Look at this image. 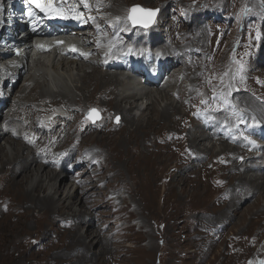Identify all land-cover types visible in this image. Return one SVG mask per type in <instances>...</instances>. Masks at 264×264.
Wrapping results in <instances>:
<instances>
[{
    "label": "bare ground",
    "instance_id": "obj_1",
    "mask_svg": "<svg viewBox=\"0 0 264 264\" xmlns=\"http://www.w3.org/2000/svg\"><path fill=\"white\" fill-rule=\"evenodd\" d=\"M135 1L139 0H103L104 6L112 8L111 14L118 17L112 24L106 26L107 20L93 9L87 16L88 28L73 30L68 37L59 38L56 40L59 45L47 47L48 52H40L42 45L23 40L15 42L6 56L12 64L2 75L6 81L0 82V118L4 115L3 104L12 101V92L24 75L27 90L24 97L13 103H16L11 109L13 114H5V122L0 126V137L6 136L12 149L9 155L5 147H0V264H57L52 258L69 264L71 261L64 256L68 243L75 245V251L80 254L78 262L85 263L88 257L97 254L92 246L99 245L107 236L99 232L94 223L97 214L84 211V206L88 205L86 197L94 190L108 188L115 197L109 201L113 209H124L119 215H128L123 230L140 222V231L149 246L145 253L150 264L160 254L169 256V264H183L185 256L189 258L185 264L193 263L195 258V264H264V161H258L264 152L249 153L246 149L263 148L264 144L256 142L261 138L264 122L257 126L243 125L248 143L231 146L223 139L236 135L227 126L232 124L228 112L215 117L209 108H201L205 125L200 118L201 124L190 127L186 110L179 107V104L186 107L180 99L196 92L197 81L206 85L221 83L228 87L231 97L245 92L255 95L256 98L246 99L264 118V107L259 106L260 96L257 95L264 93V81L258 77L247 79L245 75V52L249 48L238 40L233 51L219 54L222 44L214 48L219 57L212 65L213 73L201 78L198 73L189 76L185 73L192 70L194 64L189 55L183 51L169 55L165 50H153L164 29L158 30V35H151L149 45L146 40L141 42L144 33L140 29L120 25ZM189 1L198 10L189 11L188 16H197L198 23L202 22L205 18L199 14L204 6H196L197 0ZM238 1L248 2L207 0L221 9ZM79 4L87 8L86 3ZM76 12L77 8L72 16ZM104 25L105 31L100 29ZM201 28L198 26L195 38L200 36ZM60 31H67V27H60ZM109 32L111 35L106 37ZM128 33L130 39L134 34L133 42L122 37ZM191 50L186 52L189 54ZM48 54L50 59L45 63L43 60ZM127 54L140 64L152 59V66L158 61L162 70L154 71L153 78H163V72L168 73L173 64L174 70L182 72V77L174 80V75L169 78L165 75V83L162 79L155 85L147 81L139 90L132 77L123 72H110L119 61L128 60ZM96 56L103 57L100 60ZM185 57L189 65L183 62ZM211 57L213 59V53ZM190 65L191 68H186ZM241 65L242 71L239 70ZM138 72L135 69V73ZM173 80L178 89L169 91L168 85ZM142 96H148L144 111H150L144 120V111L140 119L133 115V110L138 111L136 102ZM92 109L101 112L100 122L92 124L87 119ZM58 117L62 118L61 123ZM29 119L36 121L24 126L16 123ZM116 119H119L117 124ZM42 127L49 133H42ZM218 127L224 128L227 135L216 133ZM83 129L86 131L82 132ZM33 131L41 134L29 140L26 136ZM63 134L65 137L60 141L58 137ZM213 140L222 146L218 152L205 144L201 147L202 143ZM28 145L34 149L30 150ZM48 153L60 154L58 163L72 161L68 164L71 167L83 162L87 170L84 175L80 172V183L73 192L54 183L58 171L65 174L64 179L72 177L58 169V164L57 168L56 164L52 168L54 159L47 158ZM90 166L94 168L93 173L89 172ZM249 171L255 174L248 176ZM79 202L83 206L74 210ZM84 222L88 224L87 230L80 233ZM115 240L106 250L103 246L100 249L99 255L104 261L101 264H119V259L127 254L124 249L119 250Z\"/></svg>",
    "mask_w": 264,
    "mask_h": 264
},
{
    "label": "rangeland",
    "instance_id": "obj_2",
    "mask_svg": "<svg viewBox=\"0 0 264 264\" xmlns=\"http://www.w3.org/2000/svg\"><path fill=\"white\" fill-rule=\"evenodd\" d=\"M189 2H190L189 0H165V1L164 0H160V1L159 0H139V1H135L130 4V6L128 7L127 15L125 16L124 20L120 21L119 23L120 25L123 24L127 28H129V26H132L133 30L140 29L141 32L144 33V35L141 38L142 43L145 40L149 43V41H151L150 37L153 33L155 35H158L157 34L158 30L164 29V32L160 33L161 38L159 39L158 46L154 45L153 50L155 52L156 51L163 52L165 50L166 53H168L169 55L173 52L176 53V52L183 51L185 55H189V60L194 61L193 65L191 63V65L193 66L192 68H191V65L186 66V68L188 69L191 68L192 70L186 72L185 74H188L190 76L192 73H198L200 75V77L198 78H201L203 75L213 73L212 65L215 64L216 59L219 57V54L226 53L228 52V50H231V49L233 51L234 50L233 46L236 41L238 40L244 41L246 43V46L249 48L245 52L247 55V70H245V75L247 79L258 77L264 81V0H261V3L257 2V0H248V2L238 1V3L230 2L231 4L226 5L227 7L226 9H221L220 6H215L212 3H208L207 0H197L194 3L196 4V6H202V7L204 6V9L200 11L201 13L199 15L203 16L205 19L199 23H198L197 16L195 18H190L188 16L189 11L198 10L195 7H193L192 4L190 5ZM103 3H104L103 0L101 1L100 0H92V1L90 0L87 3V5L92 10L95 9L96 11L95 14H97L99 17H102V19H104L105 21L107 20L105 24L107 26L109 24H112V21H114L118 17L113 16L111 14L112 8L104 6ZM133 6H141L143 9H147V10L148 9L158 10L159 14H158V17L155 23L149 28L134 27L130 19L131 8ZM206 10L210 14H207L205 12ZM207 15L208 17L206 18ZM163 20H166V21L163 22ZM156 23L157 25H155ZM105 25L103 27H100V29L102 30L103 28V30L105 31L106 29ZM198 26L202 27L201 30L199 31L201 39H200V36L195 38V33L198 30ZM113 28L116 29L117 26H114ZM92 30H93V27H91L89 31L92 32ZM215 31H216V34H214ZM261 33L263 34L261 35ZM129 35L130 33H128L127 35H123L122 37L124 38V40L133 42L135 40V37L133 38L134 34L130 36L131 39L128 38ZM118 39H120V36L118 37ZM196 39H199V41H196ZM193 41L195 42L193 43ZM141 42H140V45H142ZM101 44L104 45V43L102 42ZM222 44L223 46L221 47L220 53L219 54L216 53L214 48H220ZM162 46H163V49L161 50L160 48ZM101 47L103 46L101 45ZM133 48L136 51H138L136 46H134ZM189 49H193V50H191L188 54V52L186 51H188ZM211 53H213V59L212 57L210 58ZM102 57L103 56L99 58L98 56L97 58L101 60ZM43 61L46 63L45 59ZM183 62L186 65L190 64V61L186 62V57L183 59ZM89 66L91 65L89 64ZM175 67L176 66L174 64L171 65L170 71L166 75L168 78L171 75H174V80L179 79V78L181 79L182 72H177L176 70H174ZM74 72L77 73L76 70H74ZM26 78L27 77L24 75L23 79L20 81V84L13 90L12 101H9L7 105L3 104L4 105L3 106L4 115L0 118V126L1 124L2 125L4 124L6 115L13 114V112H11V109L13 105L16 104V103L15 104L13 103L18 101L20 97H24V94L27 90L26 81H25ZM165 79L166 78L163 77L161 82L165 83ZM174 80L171 82V84L169 83L168 85L167 89L169 91L178 89V86H176V84L174 83L175 82ZM135 81H134L136 83L135 87H138L137 89L142 90V88L140 89L139 86L143 85L144 83L139 81V79ZM63 83L67 85L66 82H63ZM197 84H198L196 87L197 90L191 97L185 96L182 98V100L180 99V102L185 104L186 107H181V105L179 104V107L183 111L186 110L187 112L186 122L189 124V126L190 127L195 126L197 123H200L201 122L200 118L203 119L202 125H205V120H204L205 116L201 115L200 113L201 111H199L201 110V108L202 110L209 108V110L213 112V115L215 117L223 116V114L228 112V115L231 118L232 124L231 125L226 124V125L229 126L236 135L233 134L234 135L233 137L228 136L227 138H223L225 139V142H226L225 144H230L231 146H234L236 145L235 143L243 142L244 144L242 145H246L248 143L247 141L248 138L245 135L244 127L242 126L243 125L244 126L245 125L257 126L258 124H260V122H264V118H261L260 114L255 112L257 109L254 106H251L250 103L246 99V97H250L251 99H253V98H256V96L245 92V94L236 93L231 97L228 87L223 86L221 83L213 84V85H210V84L206 85V84H202L199 81H197ZM262 84L264 85V82ZM129 86H132V85L129 84ZM257 95L260 96L259 106L264 107V93H262L261 95L258 93ZM147 97L146 96L140 97V100L136 102V104H139V105L146 104ZM201 99H203V102H200ZM172 101L173 102L175 101V104H178V101L175 98H172ZM231 104L233 106H231ZM251 108L253 109L251 110ZM195 109L197 111H195ZM57 110L59 111V109ZM94 110L97 113H93L92 118H89V113L91 111L86 116L87 119L92 124L96 122H100L102 119L101 112L97 109H94ZM143 111H141V113ZM252 111H254L256 114L253 113ZM136 112L137 111L133 110V115L136 117V119H140L142 115L145 113V116L142 118V120L147 119V116L150 114V111H147V112L144 111L141 116H136L135 115ZM57 119H59L58 123H61L60 121H62V118L58 117ZM37 120H40V118ZM29 121L25 122L22 120H17L16 123L20 126H24L36 120L29 119ZM118 122H119V119H116L114 123L117 124ZM237 125L239 126L237 127ZM86 129H83L82 132H85ZM44 130L45 129L42 127L41 129V131H43L42 133H45V134L49 133V131L44 132ZM7 133H10V131H7ZM40 134L33 131V132H29V134L26 137H28L29 140H32L34 137L38 138ZM64 137H65V134H63L62 136L60 135L58 139L62 141ZM5 138L6 136L0 137V147H5L6 150L9 152V155H11L12 149L10 147V144L8 143V140H6ZM7 138H9V136H7ZM53 142L55 143L56 140H53ZM263 142L264 141H262L261 143ZM203 144H205L209 148H212L213 150H215V152H218L220 148L222 147V146H219L217 144V141L215 140L204 142L202 143V145ZM26 147L27 148L29 147L30 150L34 149V148H31V146L29 145ZM201 147L204 148V145ZM246 149L249 152L250 149L249 148H246ZM252 150H253L252 151L253 153L256 152V153L262 154L264 152V146L261 150H258V149L256 150L252 149ZM46 156L47 158L51 156V159H54V164L52 168L54 167L55 164L57 168V164H58V169L60 168V170L61 169L64 170V173H70V174H71L70 170H67V169L69 168L74 169L73 173L71 174L72 178L64 179L65 174L61 175L59 171L54 175V183H57L56 184L57 186H62V189L63 188L66 189L67 187L73 192L75 188L78 187V184L80 183L81 179H79V176L84 175L83 174L84 170H87L86 167H83V162L82 163L80 162V165L78 163L77 166L73 165L71 167V165H68V164H71L72 161L68 162L67 164H63L61 163V161L58 163V161H56L58 158L61 157L60 154L55 156V154L53 153L52 154L48 153L46 154ZM258 159H256V161L257 160L264 161V156L262 159L261 158H258ZM80 172L82 173L80 174ZM89 172L90 173L94 172L93 166H90ZM254 174H255V171H249L247 173L248 176H252ZM103 185L107 187V183H104ZM162 185L161 187L163 191L164 186ZM72 186L74 189H72ZM41 195H43V193H41ZM61 197L63 198L64 194L61 195ZM114 199L115 197L111 194L109 188L108 190H105V191L94 190L93 192H90L87 194L86 200H87L88 205L84 206L83 209L84 211L87 209V212L89 214L90 213L97 214L96 215L97 218L94 221V223L96 227L99 229V232H102L103 235H107V236L102 240V242L99 243V245L94 244V246H92L91 248L92 251L96 252L97 254L94 255L93 257H88L85 263L78 262L80 258L79 256L80 254L75 251L76 250L75 245L71 243H68L67 245H65L68 252L64 256H65V259L71 261L69 264H95V263L101 264V262L104 263L102 257H100L99 255V251L100 249H102V246H103V250L104 249L106 250L108 244L114 241V239H116L115 241L118 243L117 245H118L119 250L121 251L124 249L127 252L126 255H123L119 259V264H150L149 257H147L145 253L149 246L147 244V239L144 238L145 235L140 231V226H141L140 222H135L134 225L133 226L130 225V227L127 225L128 229L123 230L125 226V224L123 225V222L128 218V215L127 214L123 216L119 215L125 211L124 209H121V210L113 209L114 206L111 203H109V201L114 200ZM80 205L82 204H80L79 202V204L73 209L74 210L80 209L79 208ZM262 206H264V202L262 203ZM69 214H71V212H69ZM87 227H88L87 223L85 222L82 223L79 228L80 233L81 232L84 233L87 230ZM66 249H64L63 252H65ZM113 252L114 251H112L111 253ZM96 257L98 258L94 260ZM212 258L213 256H211L209 260H212ZM52 259H54L57 264H65L63 260L60 258H52ZM187 259H189L188 256H185L183 260V264L186 263ZM153 261H154L153 264H169V256L160 254L158 257L154 258ZM196 261L197 259L195 258L193 260V263L195 264Z\"/></svg>",
    "mask_w": 264,
    "mask_h": 264
},
{
    "label": "water",
    "instance_id": "obj_3",
    "mask_svg": "<svg viewBox=\"0 0 264 264\" xmlns=\"http://www.w3.org/2000/svg\"><path fill=\"white\" fill-rule=\"evenodd\" d=\"M134 8L136 9L135 12L132 11ZM150 13H154V15H150ZM158 14V10H147L141 6H133L131 8L130 19L134 27L149 28L155 23ZM95 113L97 112L95 111Z\"/></svg>",
    "mask_w": 264,
    "mask_h": 264
},
{
    "label": "snow or ice",
    "instance_id": "obj_4",
    "mask_svg": "<svg viewBox=\"0 0 264 264\" xmlns=\"http://www.w3.org/2000/svg\"><path fill=\"white\" fill-rule=\"evenodd\" d=\"M31 2L35 3L36 7L39 8L41 11L56 12L58 15L61 14L57 9L52 7L51 0H49V3L47 4L42 3L41 0H31ZM132 11L135 12L136 9L134 8ZM150 15H154V13H150ZM239 70H243V65L240 66ZM93 113H95L94 109L91 110V112L89 113V118H92Z\"/></svg>",
    "mask_w": 264,
    "mask_h": 264
},
{
    "label": "clouds",
    "instance_id": "obj_5",
    "mask_svg": "<svg viewBox=\"0 0 264 264\" xmlns=\"http://www.w3.org/2000/svg\"><path fill=\"white\" fill-rule=\"evenodd\" d=\"M143 28H144V27H143ZM90 56H91V57H95L94 54H91ZM45 59H46V58H45ZM111 72H116V71H111ZM117 72H123V71H117ZM140 83H141V82H140ZM139 106H140V105H139ZM139 106H138V107H139ZM137 109H138V111L135 113L136 116H140V115H141V111L145 110V109L141 110V109H139V108H137ZM135 111H136V110H135ZM59 169H60V168H59ZM72 169H73V168H72ZM72 169L69 168V169H67V170H70V172H71V174H72L73 171H74V170H72Z\"/></svg>",
    "mask_w": 264,
    "mask_h": 264
}]
</instances>
